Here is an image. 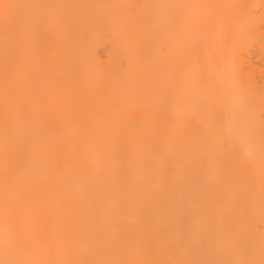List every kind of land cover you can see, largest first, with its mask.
<instances>
[{
  "label": "bare ground",
  "instance_id": "1",
  "mask_svg": "<svg viewBox=\"0 0 264 264\" xmlns=\"http://www.w3.org/2000/svg\"><path fill=\"white\" fill-rule=\"evenodd\" d=\"M0 264H264V0H0Z\"/></svg>",
  "mask_w": 264,
  "mask_h": 264
}]
</instances>
